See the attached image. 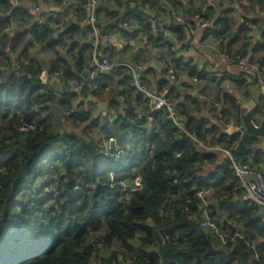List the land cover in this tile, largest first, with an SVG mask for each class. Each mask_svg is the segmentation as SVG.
I'll return each mask as SVG.
<instances>
[{
	"label": "clouds",
	"instance_id": "1",
	"mask_svg": "<svg viewBox=\"0 0 264 264\" xmlns=\"http://www.w3.org/2000/svg\"><path fill=\"white\" fill-rule=\"evenodd\" d=\"M5 229L14 264H264V0H0Z\"/></svg>",
	"mask_w": 264,
	"mask_h": 264
},
{
	"label": "trees",
	"instance_id": "2",
	"mask_svg": "<svg viewBox=\"0 0 264 264\" xmlns=\"http://www.w3.org/2000/svg\"><path fill=\"white\" fill-rule=\"evenodd\" d=\"M230 207H235V205H231ZM8 227L15 228L17 232L22 231L21 226L19 224H13L9 222ZM180 227H183V225ZM6 236H7V229L3 230V232L0 233V264H14L17 253L14 252L9 245V242L12 238L8 237L7 239H5ZM30 255H39V252H33L30 253Z\"/></svg>",
	"mask_w": 264,
	"mask_h": 264
}]
</instances>
